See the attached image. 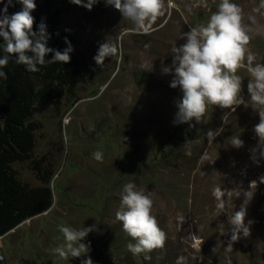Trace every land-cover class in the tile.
Masks as SVG:
<instances>
[{"label": "rangeland", "instance_id": "obj_1", "mask_svg": "<svg viewBox=\"0 0 264 264\" xmlns=\"http://www.w3.org/2000/svg\"><path fill=\"white\" fill-rule=\"evenodd\" d=\"M168 2L149 33L114 7L61 14L58 29L75 37L87 79L75 89L78 100L64 95L37 105L32 158H43L54 171L53 203L1 235L0 264H81L86 257L61 259L53 251L64 243L60 225L93 228L83 242L90 244L94 264H177L178 257L185 258L183 264H264V159H250V149L264 141L253 131L260 106L250 100L249 73H237L247 107L209 106L195 127L174 123L183 94L169 86L172 74L163 68L172 63V47L185 43L183 33L206 23L220 0H171L170 10ZM233 2L249 29V49L264 63V0ZM106 41L119 52L98 66L93 57ZM209 130L215 135L211 142ZM234 137L244 146H231ZM97 151L101 161L94 158ZM12 166L22 181L41 184L29 159ZM128 182L151 193L152 214L167 236L163 248L128 251L134 241L115 215ZM218 186L225 192L221 213L212 194ZM245 193L250 234L241 232L229 247V217L244 204Z\"/></svg>", "mask_w": 264, "mask_h": 264}, {"label": "clouds", "instance_id": "obj_2", "mask_svg": "<svg viewBox=\"0 0 264 264\" xmlns=\"http://www.w3.org/2000/svg\"><path fill=\"white\" fill-rule=\"evenodd\" d=\"M22 4V9L8 15V7L13 0H7L0 10V79H7L3 71L14 57L15 63L24 65L29 72L40 71V66L52 63L66 64L71 61L74 48L65 37V47L62 51L49 47L48 41L51 34L47 25L41 22L38 31L33 30L35 18L31 14L35 8L34 0H17ZM76 5L91 10L93 5L100 0H71ZM104 3L113 6L123 18L132 22L140 31L149 33L156 20L166 11L165 0H104ZM171 0L167 9H171ZM185 43L172 47V63L163 68L165 74H172L170 87L179 88L182 98L177 101L178 111L175 113L174 123H187L189 128L195 127L205 121L209 106L235 111L241 104H245L242 92V78L237 75L240 69H246L250 79L247 90L253 105H259V122L254 125L256 137L264 141V63H257L256 55L251 52L248 45L251 40L249 29L243 23L241 8L233 0H220L217 11L213 12L206 23L190 28L181 36ZM119 49L116 44L108 41L100 43L93 59L96 65L102 66L105 59L116 56ZM51 59H46L48 54ZM193 121L195 123H193ZM209 141L215 138L214 132L207 133ZM231 146L239 149L244 146V141L239 137L231 140ZM250 159L259 164L264 159V144H257L250 149ZM98 161L103 159L100 151L94 153ZM264 183V176L259 178ZM251 184H257L252 181ZM213 196L217 201L218 212L225 211L222 197L225 192L221 187L213 189ZM245 202L238 211L229 217L232 225L231 242L249 236L251 220L245 223L247 215V202L250 198L245 193ZM154 201L151 193H146L143 188H137L133 182L123 186L120 196V208L116 212V219L122 223L123 231L131 237L133 242L127 245L128 251L133 255L150 253L164 247L167 236L152 214ZM92 227L81 229L60 225L59 231L63 234L64 243L53 251L61 259L81 258V264H94L88 253L90 244L83 242ZM185 258L178 257L177 264H183Z\"/></svg>", "mask_w": 264, "mask_h": 264}, {"label": "trees", "instance_id": "obj_3", "mask_svg": "<svg viewBox=\"0 0 264 264\" xmlns=\"http://www.w3.org/2000/svg\"><path fill=\"white\" fill-rule=\"evenodd\" d=\"M34 31L41 22L47 25L51 34L48 46L63 50L67 47L65 37L71 42L74 51L71 61L66 64L52 63L40 66V71L29 72L24 65L15 63L13 57L3 69L7 79H0V236L8 233L26 219L47 211L53 203L50 184L53 169L43 158H32L35 145V131L39 123L32 117L38 104L54 101L64 95L78 100L75 89L87 79V70L82 65L75 48V37L58 29L60 16L64 11L80 10L83 6L71 0H34ZM86 2V0H85ZM7 0H0V10ZM22 4L13 0L8 7V15L22 9ZM113 6L101 0L89 10L91 14L111 9ZM3 38L0 37V44ZM2 55V53H0ZM51 53L46 59H51ZM30 160L41 184L30 185L22 181L12 164L16 161Z\"/></svg>", "mask_w": 264, "mask_h": 264}, {"label": "built area", "instance_id": "obj_4", "mask_svg": "<svg viewBox=\"0 0 264 264\" xmlns=\"http://www.w3.org/2000/svg\"><path fill=\"white\" fill-rule=\"evenodd\" d=\"M2 236H0V239H1ZM0 258H2V255L0 254Z\"/></svg>", "mask_w": 264, "mask_h": 264}]
</instances>
